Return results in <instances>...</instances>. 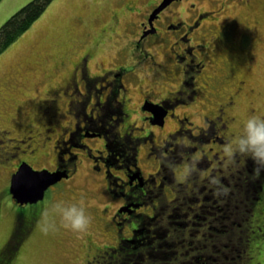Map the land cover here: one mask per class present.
Masks as SVG:
<instances>
[{
	"label": "rangeland",
	"instance_id": "rangeland-1",
	"mask_svg": "<svg viewBox=\"0 0 264 264\" xmlns=\"http://www.w3.org/2000/svg\"><path fill=\"white\" fill-rule=\"evenodd\" d=\"M28 1L30 0H0L1 8L8 11L0 25ZM151 2L152 0H52L41 15L0 53V243L6 238L14 217L12 199L7 189L9 187L10 191V175L16 167L13 163L18 158H26L35 167L49 169L54 168L57 163H64L59 160L62 153L57 152L60 148L57 149L54 141L65 128L64 131H68L74 117L67 109L68 99L63 94L57 95L54 106L49 105V97L53 96L52 88L64 83L72 66L86 51L93 53L90 60L92 73L101 71L102 64L115 66L123 62L126 57L119 47L125 37L119 34L132 32V23L136 24L143 18L145 10L151 8ZM128 4L134 10H129ZM204 10H211L207 14L208 19L205 25L195 29L190 41L193 44L203 43L197 60L201 58L206 63V69L196 80L195 87L199 90L195 92V98L187 105L178 107L177 113L188 115L194 121L193 131L198 132V125H205L207 116L211 118L217 114L219 102L231 98L234 102L226 107V114L234 115L235 118L228 122L226 133L233 137L245 117L251 114L264 115V0H250L248 3L241 0H175L165 9V14L172 21L188 20L190 16L194 18ZM113 17L117 19L115 24L112 23ZM225 26L227 29L223 32ZM171 47V41L165 39L147 46L154 53V58L162 64H151V57L147 59L142 56L139 78L128 74L125 80L129 86L126 95L129 99L125 106L127 116L115 127L120 134L130 127L129 124L135 125L134 135L142 138L141 146L137 147L138 164L145 175L154 171L161 161L158 154L147 153L148 136L155 131L154 137L160 142L177 127V116H169L165 127H152L139 106L143 100V91L161 95L178 86L179 69L169 52ZM239 79L246 81L241 83ZM240 85H243L242 88L236 92ZM51 126L53 131H45ZM48 133L52 135L51 138ZM43 136L48 142L45 145L38 144L36 139L41 141ZM85 140L98 155L100 152L104 153L105 137L97 135ZM191 140L196 139L192 137ZM220 144L205 138V147H213V150L208 149L210 155L211 151L217 153ZM66 146L69 147L63 154L72 168L71 178L67 181L61 179L47 189L45 208L58 199H83L89 205L88 210L93 217L90 228L83 234L59 226L55 230L44 232L40 227L43 219L41 214L37 228L17 256L8 263L7 258H0V262L90 264L88 261L91 260L92 264H96L97 260L101 262L102 259L101 256L97 260L94 258L97 253L103 252L106 245L112 246L117 242L116 225L111 223L110 216L120 202L108 192L104 173L92 168L91 161L84 152L73 143H66ZM71 151L78 155L74 156ZM186 166L177 169L178 181L185 177L188 171ZM204 183L207 184L206 181ZM198 212L203 216L202 211ZM256 218L255 216L252 221L251 229L254 232L250 239L239 231L243 235L239 244L241 248H246L244 253L247 256L242 259L236 257V264H264V223H256ZM130 225L134 227V223ZM175 226L179 228L174 231L179 240L189 231L193 232L189 235L193 240L203 237L194 232L189 224L186 225V230H183L184 226ZM193 226L200 227L198 224ZM165 230L159 228L156 234L161 238V235H167ZM206 231L209 236V229ZM171 234L173 232L170 231ZM170 235L163 242L171 239ZM179 240L176 243L178 251L183 252L182 257L188 258L191 256L192 243ZM170 246L175 248L174 244Z\"/></svg>",
	"mask_w": 264,
	"mask_h": 264
},
{
	"label": "flooded vegetation",
	"instance_id": "flooded-vegetation-1",
	"mask_svg": "<svg viewBox=\"0 0 264 264\" xmlns=\"http://www.w3.org/2000/svg\"><path fill=\"white\" fill-rule=\"evenodd\" d=\"M241 1L248 3L250 0ZM160 2L161 0H152L151 8L145 10L143 18L136 24L132 23L134 25L132 32L119 34L125 37L119 47L126 57L123 62L115 66L102 64L101 71L92 73L90 60L93 53L86 51L72 66L64 83L50 91L53 96L49 97V105L54 106L57 95L63 94L68 99L67 109L74 117L68 131H64L65 128L54 141L57 149L60 148L57 152L62 153L59 160L64 163L60 165L57 163L50 170L58 168L66 170L68 176L62 179L67 181L71 178L72 168L66 162L67 157L63 152L69 147L66 143H73L90 159L95 171L104 173L108 192L120 202L110 216L111 223L116 225L117 242L112 246L106 245L103 252L97 253L94 258L97 260V257L101 256L102 259L101 262L97 260L96 264H115L120 261L123 264H146L147 259L149 263L156 262L154 264L161 262H165L162 264H184L183 262L236 264V257L242 259L247 256L244 253L246 248H241L239 244V239L243 237L239 231L250 239L254 232L251 229L254 217H257L256 223H264V167L256 165L252 159L239 153L231 159L224 154L223 143L231 137L230 133L229 135L226 133V129L229 128L228 122L235 118L234 115L227 116L226 107L234 102L233 99L220 101L217 105V114L211 118L207 116L205 125H198L200 127L198 132L193 131L194 121L188 115H178L177 108L187 105L195 98V92L199 90L195 87L196 80L206 69V63L201 58L197 60L203 43L193 44L190 40L195 29L205 25L207 14L211 10H204L194 18L190 16L188 20L172 21L165 14V9H168L172 1L150 21L151 10ZM127 8L134 10L129 4ZM116 20L113 17L112 23L115 24ZM223 28L225 32L227 26ZM164 39L171 41L173 46L169 52L180 71L177 72L180 79L178 86L161 95L143 91V100L139 106L146 121L151 123L152 127H165L169 116H177L178 121L177 127L167 133L162 141L158 142L154 137L155 131L148 136L147 153L158 154L161 161L154 171L145 175L138 164L137 147L141 146L142 138L134 135L135 125L129 124L128 129L118 133L121 138L112 148L109 146L106 133L114 125L115 113L119 112L121 115L116 125L122 123L127 116L125 106L129 99L126 96L129 86L125 80L128 74L139 78L142 56L147 59L151 57V64L161 65L162 62L154 58V53L149 51L147 46ZM239 81L243 83L246 80L239 79ZM242 86H238L235 91L238 92ZM146 102L155 105H152L151 109L145 108ZM118 109L119 111H116ZM153 110L164 113L162 123L153 122ZM47 130L51 132L54 128L51 126L45 129ZM97 135L105 137L104 153L100 152V155L85 140ZM48 136L52 137L50 133ZM192 137L196 140H191ZM205 138L208 141L221 143L217 153L211 151V155L209 154L208 149L213 150V147L211 145L209 148L205 147ZM38 139L36 142L41 145L48 142L44 136L41 141ZM116 144L120 149L125 147V151L132 152L130 158L133 163L120 161L122 157L117 155ZM194 153L198 155H192ZM73 154L78 155L75 152ZM110 159L117 160L120 165L117 167L110 165ZM23 160L32 164L26 158H18L13 163L16 167L12 174ZM184 165H187L188 171L185 177L178 181L177 169ZM203 171L206 175L202 174ZM205 181L209 186L204 183ZM7 189L12 199L14 217L6 238L0 243V258H7L8 263L17 256L34 233L46 202L43 198L35 203H19L12 196L9 187ZM205 190L209 193H205ZM199 210L203 212V216L199 215ZM130 223H134V227H131ZM157 223L158 227H156ZM175 224L184 226L183 230L188 229L186 225L189 224L194 232L203 236L193 240L189 238L192 231L185 233L187 237L183 235L181 240L192 243L191 256L188 258L182 257L183 252L178 251L176 243L180 238L177 237L178 235L175 236L174 231L179 228ZM194 224L200 227L196 228ZM255 226L262 229L258 224ZM159 228L168 229L165 230L167 235L159 237L161 241L170 235V231L173 232L170 235L171 239H167L163 244L157 239L159 234L156 233ZM206 229H209V236L206 234ZM172 244L175 248L170 246ZM135 256L139 257V260L131 263L130 260ZM109 258L112 260L109 261ZM88 262L92 264L91 260Z\"/></svg>",
	"mask_w": 264,
	"mask_h": 264
},
{
	"label": "clouds",
	"instance_id": "clouds-1",
	"mask_svg": "<svg viewBox=\"0 0 264 264\" xmlns=\"http://www.w3.org/2000/svg\"><path fill=\"white\" fill-rule=\"evenodd\" d=\"M223 151L229 159L239 153L264 167V115L251 114L245 117L237 134L225 143ZM88 209L89 205L83 199H58L45 208L40 227L44 232L59 226L77 234L86 233L93 222Z\"/></svg>",
	"mask_w": 264,
	"mask_h": 264
},
{
	"label": "water",
	"instance_id": "water-1",
	"mask_svg": "<svg viewBox=\"0 0 264 264\" xmlns=\"http://www.w3.org/2000/svg\"><path fill=\"white\" fill-rule=\"evenodd\" d=\"M174 0H161V2L151 10L150 21L166 6ZM155 103H145V108H152ZM153 122H163L164 113L154 111ZM35 174H39L38 176ZM68 176L63 169L50 170L49 168H34L28 161L23 160L17 170L12 174L10 192L19 203L36 202L44 198L45 191L50 185L55 184L63 177Z\"/></svg>",
	"mask_w": 264,
	"mask_h": 264
},
{
	"label": "trees",
	"instance_id": "trees-1",
	"mask_svg": "<svg viewBox=\"0 0 264 264\" xmlns=\"http://www.w3.org/2000/svg\"><path fill=\"white\" fill-rule=\"evenodd\" d=\"M52 0H30L28 1L25 5L21 6L20 9L16 10L14 13H12L9 17H7V19L0 25V53L3 51V49H6V47L12 43L20 33H22L23 31H25L32 23L33 21L39 17V15H41V13L45 10V8L48 6V4L51 2ZM116 111H119L116 110ZM115 122L114 125L112 126V128L106 133L107 135V139L109 141V146L110 148H112V146L114 145V143L118 142L117 140L120 139L121 137L118 135V131L115 129V127H117L116 125V121L118 119H120L121 115L118 113H115ZM116 152L118 153L117 155L120 158V161H125L128 164L133 163V160L130 158L131 156V151L126 150L125 151V147L120 149V146H117L116 144ZM130 159V160H128ZM109 164L113 165L115 167L119 166L120 163L117 162V160H109ZM150 239V238H149ZM158 242L160 241L162 244L165 243L161 240H159V235L157 237ZM154 256L152 255L151 258H153ZM139 257L135 256L133 259H131L130 261H132L131 263H133L134 261H138ZM128 263V262H127ZM156 263V262H154ZM153 261L149 263V259H147L146 264H154ZM165 262H161V263H157V264H162ZM0 264H4L2 262H0ZM115 264H123L120 262L115 263ZM130 264V263H128ZM139 264V263H138Z\"/></svg>",
	"mask_w": 264,
	"mask_h": 264
},
{
	"label": "crops",
	"instance_id": "crops-1",
	"mask_svg": "<svg viewBox=\"0 0 264 264\" xmlns=\"http://www.w3.org/2000/svg\"><path fill=\"white\" fill-rule=\"evenodd\" d=\"M1 7H2V6H1V4H0V22L4 19V17L7 16V13H8V11L3 10V8H1Z\"/></svg>",
	"mask_w": 264,
	"mask_h": 264
},
{
	"label": "snow or ice",
	"instance_id": "snow-or-ice-1",
	"mask_svg": "<svg viewBox=\"0 0 264 264\" xmlns=\"http://www.w3.org/2000/svg\"><path fill=\"white\" fill-rule=\"evenodd\" d=\"M35 175H37V176H38L39 174H35Z\"/></svg>",
	"mask_w": 264,
	"mask_h": 264
}]
</instances>
